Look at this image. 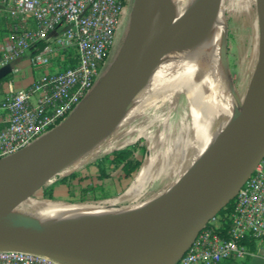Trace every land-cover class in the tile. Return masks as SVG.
<instances>
[{"label":"water","instance_id":"95a60500","mask_svg":"<svg viewBox=\"0 0 264 264\" xmlns=\"http://www.w3.org/2000/svg\"><path fill=\"white\" fill-rule=\"evenodd\" d=\"M208 1L213 29L224 27L225 41V0ZM158 2L135 0L125 44L94 90L102 91L97 106L87 116H80V107L92 97V91L60 126L0 161L10 164L0 173V251L44 255L66 264H135L134 260L144 254L177 251L178 257L171 263L176 264L208 223L234 202L264 159V0H256L261 34L257 69L240 114L202 167L204 179L199 192L93 235L45 223H7L49 180L103 137L132 98L171 26V18L166 17L155 34L146 38ZM168 7L166 4L165 9ZM10 72V65L0 69V82Z\"/></svg>","mask_w":264,"mask_h":264},{"label":"built area","instance_id":"2783aa9c","mask_svg":"<svg viewBox=\"0 0 264 264\" xmlns=\"http://www.w3.org/2000/svg\"><path fill=\"white\" fill-rule=\"evenodd\" d=\"M130 2L0 0V17L14 22L0 41V69L30 55V65L38 72L27 89L9 86L0 94V161L56 129L89 97ZM262 253L264 159L235 198L229 227L218 215L176 264H245ZM0 264L66 263L44 255L0 251Z\"/></svg>","mask_w":264,"mask_h":264},{"label":"rangeland","instance_id":"374dc122","mask_svg":"<svg viewBox=\"0 0 264 264\" xmlns=\"http://www.w3.org/2000/svg\"><path fill=\"white\" fill-rule=\"evenodd\" d=\"M134 2L131 0L126 10L114 48L102 69V81L125 44ZM225 6L228 29L221 61L214 67L215 71L200 80L202 83L199 81L200 87L190 81L175 92L152 88L141 93L136 98V113L125 127L105 134L94 148L62 171L70 180L66 195L47 197L51 192L54 194L53 187L61 180L57 176L33 199L65 203L85 200V204L128 206L177 184L178 175L183 173L181 163L193 143L199 115L209 95L221 96V101L242 110L257 69L261 34L256 0H225ZM13 23L11 19L0 17V29ZM143 148L146 153L142 165L131 178L112 162L116 154L126 151L140 159Z\"/></svg>","mask_w":264,"mask_h":264},{"label":"bare ground","instance_id":"6f19581e","mask_svg":"<svg viewBox=\"0 0 264 264\" xmlns=\"http://www.w3.org/2000/svg\"><path fill=\"white\" fill-rule=\"evenodd\" d=\"M166 4L169 5L168 9H165ZM166 17L171 18L167 37L160 44L152 65L134 95L106 134L126 126L136 113V98L141 93L152 88L161 92H175L179 86L190 81L194 83L193 86L199 88L203 77L215 71L214 67L220 63L225 29L224 27L218 31L213 29L208 0H159L147 27V39L155 34ZM94 92L91 94L92 97L80 107V116H87L99 103L102 91ZM219 98L214 94L209 95L205 109L199 115L193 143L181 163L183 173L178 175L175 186L165 188L163 192L148 200L128 206L71 205L65 202L29 199L7 220V223L12 225L45 223L70 229L82 235H93L108 230L111 226L135 215L180 202L199 192L203 186L202 167L205 161L223 140L241 111L230 105L228 101L226 104L227 102L224 103ZM102 138L85 152L94 148ZM153 156L155 157V154ZM9 166L10 164H0V173ZM178 254L177 251L148 253L135 259L134 263L171 264Z\"/></svg>","mask_w":264,"mask_h":264},{"label":"crops","instance_id":"0c3cea01","mask_svg":"<svg viewBox=\"0 0 264 264\" xmlns=\"http://www.w3.org/2000/svg\"><path fill=\"white\" fill-rule=\"evenodd\" d=\"M8 76L10 79L3 82L0 86V94H3L5 91H7L9 86H12L16 91L27 89L38 77V72L30 65V55H27L24 58L14 62L11 66V72L8 74ZM57 176H60L61 180H59L57 185H54L53 193L54 195L64 196L68 193V185L70 184V180L63 176L62 172L59 175H56L53 179L55 180ZM64 179H66V182L63 183L62 180ZM224 264L237 263L227 262ZM245 264H264V254H258Z\"/></svg>","mask_w":264,"mask_h":264},{"label":"trees","instance_id":"16d2710c","mask_svg":"<svg viewBox=\"0 0 264 264\" xmlns=\"http://www.w3.org/2000/svg\"><path fill=\"white\" fill-rule=\"evenodd\" d=\"M13 25H14V23H13ZM13 25H11V26H13ZM11 26L10 27L6 26L5 28L0 29V41H1L2 35L4 33L10 32V30L12 29ZM8 79H10L9 76L7 78H5L2 82H0V86L3 82L7 81ZM145 153H146V148H143L140 159H136L134 157L133 152H131V151L121 152L119 154H116V156L112 160V162L117 164L118 166H121V170L125 173L126 177L131 178L133 176V174L140 169ZM101 178H103V176H101ZM62 182L63 183L66 182V179L62 180ZM50 194H52V192ZM83 202H85V200H83L79 203H83ZM111 204H113V203H108V205H111ZM233 210H234V202L229 204L227 206V208H225L219 214V216L222 217V219L224 221V227H226V228L229 227V216H231V214L233 213Z\"/></svg>","mask_w":264,"mask_h":264},{"label":"flooded vegetation","instance_id":"af4514ba","mask_svg":"<svg viewBox=\"0 0 264 264\" xmlns=\"http://www.w3.org/2000/svg\"><path fill=\"white\" fill-rule=\"evenodd\" d=\"M47 197H49V198H55V195L54 194H47Z\"/></svg>","mask_w":264,"mask_h":264}]
</instances>
